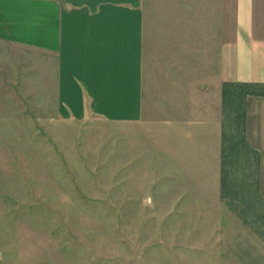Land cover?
Listing matches in <instances>:
<instances>
[{"label":"crops","instance_id":"0c3cea01","mask_svg":"<svg viewBox=\"0 0 264 264\" xmlns=\"http://www.w3.org/2000/svg\"><path fill=\"white\" fill-rule=\"evenodd\" d=\"M200 1L196 37L190 10L183 22L170 15L167 34L151 36L142 0H0V61L10 76L13 55L26 53V74L38 75L39 95L63 118L146 126L154 115L159 171L164 162L169 175L191 178L199 194L191 205L201 209V224L189 235L218 236L228 264H264V0H234L229 46L224 32L219 37V0L210 14ZM210 37L216 76L211 85L209 73L201 76L194 104L192 79L182 75L184 101L178 111V95H170L165 118L152 103L148 72L156 63L162 72L166 61L176 74L194 38L208 50Z\"/></svg>","mask_w":264,"mask_h":264},{"label":"rangeland","instance_id":"374dc122","mask_svg":"<svg viewBox=\"0 0 264 264\" xmlns=\"http://www.w3.org/2000/svg\"><path fill=\"white\" fill-rule=\"evenodd\" d=\"M201 2L142 0L146 30L167 34L170 15L183 22L190 10L200 37ZM216 7L217 0H207L208 14ZM233 13L234 0H219L226 46ZM208 25L214 31L217 24ZM198 39L175 64L182 66L176 81L166 61L162 72L157 63L147 71L152 103L167 119L169 96L178 95V111L184 101L182 75L192 79L194 104L201 76L209 73L210 85L216 76L215 41L209 38L207 50ZM26 56L13 55L10 76L0 61V264H228L218 236L189 235L201 224V209L191 205L199 194L191 178L169 175L164 162L159 171L154 115L146 126L94 115L63 118L39 95L38 75L26 74Z\"/></svg>","mask_w":264,"mask_h":264}]
</instances>
